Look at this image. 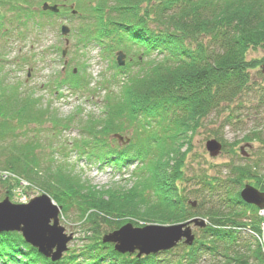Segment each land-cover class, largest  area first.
Here are the masks:
<instances>
[{"label": "trees", "instance_id": "16d2710c", "mask_svg": "<svg viewBox=\"0 0 264 264\" xmlns=\"http://www.w3.org/2000/svg\"><path fill=\"white\" fill-rule=\"evenodd\" d=\"M45 3L59 5L60 12H44ZM68 12L81 21L75 47L98 46L114 59L120 51L127 56L126 66L112 77L114 89L110 81L97 86L106 92L104 117H90L75 147L100 167L121 171L138 165L134 172L145 173L144 181L137 189L109 190L108 196H114L102 202L90 201L92 189L43 152L46 146L38 137L44 131L38 129L50 123L46 130L56 134L66 121L58 122L23 82H12L7 69L13 39L37 38ZM258 48L264 49V0H0V170L18 177L0 183L13 184L6 192L10 196L21 179L41 188L64 213L75 210L86 227L84 248L57 263L21 234H0V264H201L208 258L209 264H264L255 235L247 233L261 230L258 209L240 197L246 183L264 192L260 166L234 165L226 178L202 169L187 178L179 151L189 133L212 115L232 112L242 97L254 94L264 103V85H255L252 77L257 70L264 78V59L247 60L248 52ZM14 62L20 67L30 60L19 54ZM63 75L59 72L50 82L52 90L79 81V91L93 92L90 80ZM130 129L134 137L128 145L113 138ZM216 140L226 151L227 143L218 135ZM89 202L100 204L91 212ZM126 215L144 226L194 218L205 219L208 226L199 229L194 245L183 248L175 262L157 256L138 259L103 243L105 235L127 224L121 221Z\"/></svg>", "mask_w": 264, "mask_h": 264}, {"label": "rangeland", "instance_id": "374dc122", "mask_svg": "<svg viewBox=\"0 0 264 264\" xmlns=\"http://www.w3.org/2000/svg\"><path fill=\"white\" fill-rule=\"evenodd\" d=\"M58 4H62V2ZM64 24L71 29V33L67 37L61 35V26ZM80 25L81 21L77 18H72L68 12L58 17L54 26L48 27L37 38L29 35L25 40L13 39L11 41L13 44L9 49V53H11L8 58L10 66L7 69H9L11 74L10 80L12 82H23L25 89L35 93V98L42 99L44 107L48 106L52 109L49 110L50 114L55 116L58 122L64 123L63 121H66L67 125L64 123L62 126L64 128L56 134L46 130L52 127L50 123L42 129H38L39 132L44 131L42 137H38L41 142L43 141V147L46 146L43 152L59 165L66 167L68 169L66 173L72 177H78L85 186L90 190L92 189L91 192L94 194L89 198L91 199L90 201L96 199L99 202L101 200L106 201L110 196H114H108V194H111L108 191L114 188L137 189L145 173L141 176V174H137L139 170L136 173L134 172L135 167L138 165L124 168L121 171L115 170L110 166L100 167L99 164L91 163L87 154L82 156L75 147V143L85 137L83 128L88 125L90 117H104L102 112L106 104V92L98 89L97 86L103 81H107V83L110 81L111 83L114 73L119 72L115 63L117 62V57L114 59V56L109 52H104L98 46H92L88 49L75 47L78 37L75 36V33ZM66 39L70 41L68 47L66 46ZM64 51H66L65 57L62 56ZM19 54H23L30 62L17 67L14 59ZM263 59L264 49L262 48L252 49L247 54L248 61L262 62ZM65 63H67L66 66ZM59 72H62L63 76L69 79L90 80L89 87L93 89V92L79 91L78 88L82 86L79 81L77 84H75L76 81H71L70 85L62 84L59 92L52 90L50 82L56 79ZM252 77L255 85H264V78L257 73V70L252 73ZM111 87L114 89L113 82ZM261 101L254 94L242 97L239 105L237 103L232 112L224 110L221 114L212 115L204 122L200 130H196L192 134L189 133V141L182 143L183 147L179 150L181 156L183 155L180 160L185 163L184 171L187 178L202 169L210 175L219 174L226 178L229 174L228 169L234 165H258L264 173V103H261ZM129 131L131 132L127 134L118 133V135L133 140L134 130L130 129ZM217 135L227 143V150L222 151L219 156L213 158L206 150V143L209 140L216 139ZM50 144L53 146L51 149H49ZM141 149H145L142 144ZM170 166L169 168H171ZM142 169H146L145 165ZM139 177L141 179H138ZM0 180L13 183L18 181V177L8 171L3 172L0 170ZM19 183L20 186L15 185L12 196L6 194V192L7 188H12L13 184L3 185L0 183V199L4 200L8 197L15 204H23L25 201L29 203L32 199L45 194L41 188L25 180L21 179ZM250 185L255 187L253 184ZM188 189L192 191L196 188L189 186ZM113 193L122 196V192L118 190H114ZM124 194L127 195V191ZM50 197L54 203L59 205L51 195ZM89 204L92 206L91 212H93L94 208H96L95 205L100 203L89 202ZM61 208V225L65 228L66 234H73L74 236L68 245L69 250L64 255L65 257L71 252L76 251V253H79L84 248L86 241L83 238V234L86 231V227L80 223L81 219L76 216L75 210L64 213L62 206ZM261 210L258 209V215ZM121 221L127 224L133 223L135 227H145L142 223H136L138 220L131 215L129 217L127 215L124 216ZM193 228L195 235L198 236L200 233L199 229ZM106 230H108L107 227L103 229V231ZM243 235L247 236L245 233ZM257 242L262 249L261 243L258 240ZM180 245V247L178 246L176 249L170 250V252H161L152 256L175 262L182 255L183 248L187 247L183 243ZM208 259L202 261L201 264H209L210 260Z\"/></svg>", "mask_w": 264, "mask_h": 264}, {"label": "water", "instance_id": "95a60500", "mask_svg": "<svg viewBox=\"0 0 264 264\" xmlns=\"http://www.w3.org/2000/svg\"><path fill=\"white\" fill-rule=\"evenodd\" d=\"M73 8V7H72ZM43 11L59 13L58 5L45 3ZM77 11H74L76 14ZM70 28L62 27V35L70 34ZM69 45V41H67ZM66 51L63 56L65 57ZM118 65H126V55L118 53ZM122 145H128L131 139L118 134L114 135ZM206 150L213 158L223 151V145L216 139L206 143ZM241 199L248 205L258 209L264 208V192L247 184L240 193ZM192 207L197 206L196 201H191ZM61 206L54 203L50 195L44 194L32 199L27 204H15L7 197L0 199V234L19 233L24 241L53 263L61 261L68 252L69 243L73 240V234H66L61 225ZM208 226L205 219L194 218L189 221L170 226L147 225L135 227L129 223L103 237V243L113 244L114 250L122 255H136L138 259L167 252L178 247L181 243L188 247L194 245L196 235L194 228L204 229Z\"/></svg>", "mask_w": 264, "mask_h": 264}, {"label": "built area", "instance_id": "2783aa9c", "mask_svg": "<svg viewBox=\"0 0 264 264\" xmlns=\"http://www.w3.org/2000/svg\"><path fill=\"white\" fill-rule=\"evenodd\" d=\"M259 218H261V234H257V233H254L253 231L251 230H248V232H250V234H253L255 235V237L257 238V240L261 243V246H262V249L264 247V209L260 211V214H259ZM264 251V249H263Z\"/></svg>", "mask_w": 264, "mask_h": 264}, {"label": "bare ground", "instance_id": "6f19581e", "mask_svg": "<svg viewBox=\"0 0 264 264\" xmlns=\"http://www.w3.org/2000/svg\"><path fill=\"white\" fill-rule=\"evenodd\" d=\"M263 210V209H262ZM255 233V232H254ZM258 234L261 233V230L259 232H257Z\"/></svg>", "mask_w": 264, "mask_h": 264}]
</instances>
